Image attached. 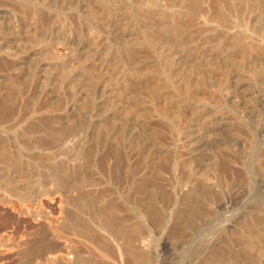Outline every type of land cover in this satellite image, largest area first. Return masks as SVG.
Listing matches in <instances>:
<instances>
[{
	"label": "rangeland",
	"instance_id": "1",
	"mask_svg": "<svg viewBox=\"0 0 264 264\" xmlns=\"http://www.w3.org/2000/svg\"><path fill=\"white\" fill-rule=\"evenodd\" d=\"M0 264H264V0H0Z\"/></svg>",
	"mask_w": 264,
	"mask_h": 264
}]
</instances>
